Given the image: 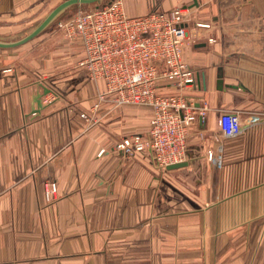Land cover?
<instances>
[{
  "label": "crops",
  "instance_id": "0c3cea01",
  "mask_svg": "<svg viewBox=\"0 0 264 264\" xmlns=\"http://www.w3.org/2000/svg\"><path fill=\"white\" fill-rule=\"evenodd\" d=\"M62 1L0 0V25ZM124 6L130 14L188 6L209 24L190 22L189 35L204 34L183 48L194 94L209 107L188 164L158 172L147 156L115 149L146 130L145 107H104L96 123L79 116L103 83L76 67L82 48L61 33L0 48V264H264V0ZM227 110L243 132L224 143L218 164L206 151L220 154ZM47 181L58 185L53 201Z\"/></svg>",
  "mask_w": 264,
  "mask_h": 264
},
{
  "label": "built area",
  "instance_id": "2783aa9c",
  "mask_svg": "<svg viewBox=\"0 0 264 264\" xmlns=\"http://www.w3.org/2000/svg\"><path fill=\"white\" fill-rule=\"evenodd\" d=\"M192 21L195 27L209 26L194 19L188 6L130 14L124 0H110L93 8L80 7L57 23V30L66 41L82 48L84 56L76 67L89 80L103 83L91 108L79 116L96 123L100 119L98 112L104 107L149 109L146 130L123 136L115 149L125 155L147 156L158 172L166 171L170 164L189 160L190 136L195 127L203 129L209 108L194 94L195 71L183 60L184 46L204 34L197 31L189 35L188 24ZM218 128L220 154L208 147L206 157L219 164L224 143L243 132L239 113L223 111ZM103 152L104 149L99 151V155ZM158 178L155 176L153 181L159 183ZM44 187L47 201L54 200L57 183L47 181Z\"/></svg>",
  "mask_w": 264,
  "mask_h": 264
},
{
  "label": "rangeland",
  "instance_id": "374dc122",
  "mask_svg": "<svg viewBox=\"0 0 264 264\" xmlns=\"http://www.w3.org/2000/svg\"><path fill=\"white\" fill-rule=\"evenodd\" d=\"M109 0H102L99 4H105ZM96 6V3L88 4V5H80V6H71L67 10H65L54 22H52L43 32H55L58 33L57 23L59 20L63 18H68L72 16L80 7L81 8H93ZM54 7H45L36 12L35 14H28V17L21 19L17 23H7L4 22L0 25V40L3 41H15L29 33L37 23H39ZM42 32V33H43ZM42 33L37 35L35 38L29 40L28 42L19 45L17 47H23L37 41L38 37H42ZM15 48V47H12ZM217 140V139H216ZM217 142H219L217 140ZM53 201V200H52Z\"/></svg>",
  "mask_w": 264,
  "mask_h": 264
},
{
  "label": "water",
  "instance_id": "95a60500",
  "mask_svg": "<svg viewBox=\"0 0 264 264\" xmlns=\"http://www.w3.org/2000/svg\"><path fill=\"white\" fill-rule=\"evenodd\" d=\"M101 1L102 0H64L61 3H59L57 6H55L39 23L36 24V26L29 33H27L20 39L15 41L0 40V48L17 47L35 38L37 35L41 34L52 22H54L56 18H58L65 10H67L71 6L88 5L92 3H96V6H98ZM187 164L188 161H183L179 163L170 164L167 168L174 169V168L186 166Z\"/></svg>",
  "mask_w": 264,
  "mask_h": 264
}]
</instances>
